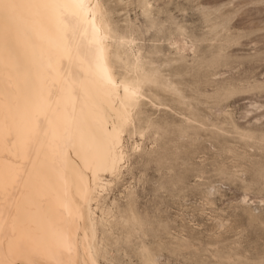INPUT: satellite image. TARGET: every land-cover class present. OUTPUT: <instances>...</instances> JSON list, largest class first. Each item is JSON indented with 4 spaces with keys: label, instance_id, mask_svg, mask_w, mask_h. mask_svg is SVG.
Returning <instances> with one entry per match:
<instances>
[{
    "label": "bare ground",
    "instance_id": "1",
    "mask_svg": "<svg viewBox=\"0 0 264 264\" xmlns=\"http://www.w3.org/2000/svg\"><path fill=\"white\" fill-rule=\"evenodd\" d=\"M107 1L0 0V264H99L101 244L113 241L112 225L121 226L126 241L140 234L145 263H157L143 238L151 222L137 210L134 191L127 193L122 207L115 201L100 203L101 193L122 174L131 156L124 134L158 124L143 110L153 105L144 96L145 78L137 72L145 46L132 35L137 32L133 25L122 29L116 24ZM138 1L150 18L152 2ZM163 32L160 26L153 34L158 38ZM178 38H170V48L176 61L187 62L189 53L195 57L200 51V39ZM156 44L148 49L157 52L161 46ZM223 49L219 45L204 66L207 72L214 70L205 73L204 82L213 84L208 96L215 99L222 118L206 121L221 140L233 138L247 147L252 153L244 151L241 157L250 159L264 151L262 117L242 125L219 103L260 90L264 82L245 86L230 77L217 80L215 68L229 61ZM130 56L135 74H119L115 64ZM184 118L185 126L164 128L163 133L182 138L188 128L195 129L193 123L204 124L194 109ZM226 141L219 143L220 149L233 152ZM140 145L134 151L140 158L160 164L171 159L159 143L149 152ZM219 171L235 176L223 167ZM253 171V180L263 179L264 184V164L253 162ZM212 189L205 194L210 196ZM248 201L244 194L241 202ZM179 240L185 244L187 238Z\"/></svg>",
    "mask_w": 264,
    "mask_h": 264
},
{
    "label": "rangeland",
    "instance_id": "2",
    "mask_svg": "<svg viewBox=\"0 0 264 264\" xmlns=\"http://www.w3.org/2000/svg\"><path fill=\"white\" fill-rule=\"evenodd\" d=\"M150 1V18L142 14L138 0L107 1L116 24L122 29L133 25L137 32L132 35L145 46L146 57L137 72L145 78L144 96L153 105H144L143 110L158 124L135 127L124 134L131 156L122 174L101 193L100 203L107 206L115 201L122 207L127 193L134 191L137 210L151 222L143 240L155 252L156 264H264V184L263 179L253 180V162L264 164V151L243 158L242 152L252 153L247 147L233 138L221 140L222 136L215 134L206 119L217 122L222 116L215 111V99L208 96L213 84L204 82L205 73L214 72L204 67L208 56L219 45L224 46L229 61L215 68L217 80L230 77L245 86L264 82V0ZM150 22L157 24L149 27ZM158 23L165 32L157 38L153 33L160 27ZM171 37L188 42L200 39V51L195 57L187 53V62L176 61ZM155 43L161 46L157 52L148 49ZM115 66L119 74H135L132 56ZM255 104L259 105L254 107L258 108L256 112L252 108ZM219 106L232 110L242 125L260 116L264 126V87L237 93ZM192 109L200 113L204 124L193 123L195 129L188 128L182 138L163 133L164 128L185 126L184 117ZM241 113H246L244 119ZM225 140L233 152L220 149ZM137 143L146 152L159 143L172 161L160 164L138 157L134 154ZM220 167L235 176L221 174ZM208 187L214 188L210 196L205 194ZM244 194L249 199L247 205L241 202ZM110 233L113 241L101 244L99 264H146L140 234L126 241L118 225H112ZM181 237L187 238L185 244L179 240ZM174 242L182 246L175 248Z\"/></svg>",
    "mask_w": 264,
    "mask_h": 264
}]
</instances>
